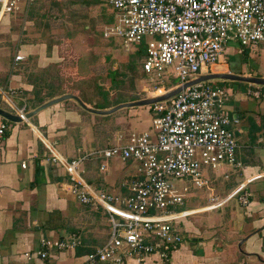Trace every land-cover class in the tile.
Wrapping results in <instances>:
<instances>
[{
    "label": "crops",
    "instance_id": "0c3cea01",
    "mask_svg": "<svg viewBox=\"0 0 264 264\" xmlns=\"http://www.w3.org/2000/svg\"><path fill=\"white\" fill-rule=\"evenodd\" d=\"M110 17L109 9L105 19ZM20 23L16 13L0 16V109L14 114L15 109L24 106L28 112L40 104L33 99L35 92L45 98L42 102L72 93L97 109L133 100L94 106L79 91L63 89L58 78L63 64L56 47L47 49L45 44L29 42L24 27H18ZM103 40L113 52L138 59L140 68L142 43L125 53L118 40ZM227 47L216 73L243 74L245 65L252 70L248 75L264 77V73L253 71H264V44ZM242 50L246 53L244 62L240 57ZM15 54L22 59L15 60ZM229 56H234V64L229 63ZM140 73L148 80L141 68ZM174 84L162 87L172 89ZM246 85L242 93L239 85L236 90L231 88L224 103L226 113L238 119L234 134L241 167L223 163L214 170H206L207 186L188 187L183 205L186 204V209L201 208L209 203L210 197L218 200L229 194L225 201L212 209L194 210L195 213L181 219V244L166 259L149 254L135 260L128 255L120 262L96 261L94 264H264V96L255 98L247 94ZM44 86L46 91L40 93L38 89ZM251 102L254 105L249 107ZM151 116L149 105L145 109L121 107L101 115L82 109L73 99H64L38 110L24 121L7 120L0 141V264H87L86 254L107 238V216L100 207L83 205L76 200L70 191L68 176L52 160L49 149L52 147L63 158L70 159L105 148L119 134L148 131ZM0 120L4 118L0 116ZM241 149L247 150L241 152ZM100 161V158H91L83 162L84 181L111 193H125L124 182L135 173L134 162L109 158L105 169L99 170ZM240 188L248 193L246 203L231 193ZM192 198L194 202L189 206ZM199 200L204 203L199 204ZM41 238H74L79 243L63 250L48 249L45 257H39L36 252L41 250Z\"/></svg>",
    "mask_w": 264,
    "mask_h": 264
},
{
    "label": "built area",
    "instance_id": "2783aa9c",
    "mask_svg": "<svg viewBox=\"0 0 264 264\" xmlns=\"http://www.w3.org/2000/svg\"><path fill=\"white\" fill-rule=\"evenodd\" d=\"M29 1L0 0V16ZM100 1L109 7L111 16L101 27L102 38L118 40L125 53L142 43L141 71L159 83L171 76L176 79L172 88L200 74L216 73L230 42L241 48L264 44V0ZM14 59L22 56L15 54ZM209 81L188 85L150 104L148 131L119 134L110 146L70 159L50 147L52 160L63 167L76 200L100 207L107 216V238L86 254L87 264L120 262L128 255L135 260L149 254L166 259L181 244V219L194 210L215 208L228 197H210L201 208H182L188 187L207 186L206 170L223 163L241 167L234 134L238 119L225 111L226 89ZM162 86L154 87L162 90L157 95L164 93ZM246 93L262 96L260 90L247 89ZM25 112L21 106L14 114L24 121ZM6 127L7 120H0V141ZM91 158H100L99 170L105 169L109 158L134 162L135 173L124 182L126 192L111 193L86 183L82 164ZM231 193L241 203L247 202L248 193L241 188ZM78 243L74 238H41V250L36 253L45 257L48 249L63 250Z\"/></svg>",
    "mask_w": 264,
    "mask_h": 264
},
{
    "label": "rangeland",
    "instance_id": "374dc122",
    "mask_svg": "<svg viewBox=\"0 0 264 264\" xmlns=\"http://www.w3.org/2000/svg\"><path fill=\"white\" fill-rule=\"evenodd\" d=\"M108 12L109 7L99 0H31L13 13L19 16L21 23L18 27H24L23 31L27 33L26 38L29 42L45 44L47 49L56 47V54L63 64L58 75L59 84L63 89L79 91L80 95L94 106L109 105L122 99L134 100L156 96L154 87L172 86L176 83V79L173 78L163 77L162 83L145 79L140 73L138 59L126 58L108 47L109 44L103 40L100 32ZM235 44L230 42L227 48H233ZM256 48L258 47L251 49ZM222 58L224 59L223 56ZM228 60L229 63H235L234 56H229ZM113 66L114 69H111ZM220 68L221 66L215 67L217 70ZM248 68L244 65L241 72L248 75L247 73L252 71ZM109 70H115L113 77L115 82L111 86L107 75ZM253 71L257 74L264 73L257 69ZM209 82L222 86L227 93L231 88L236 90L237 85L240 86V93L244 90V84L237 82H222L218 79ZM246 87L250 91L260 90L264 96V87L262 89L260 85L255 84H247ZM169 89L166 88L165 91ZM38 91L40 93L46 91L45 86ZM157 91L160 93L162 90L158 88ZM152 93L154 95H151ZM253 105L251 102L249 107ZM139 108L145 109L146 105ZM244 150L247 149H241V152ZM203 201L199 200L198 203L202 204ZM193 202L192 198L188 205ZM182 208H186V204Z\"/></svg>",
    "mask_w": 264,
    "mask_h": 264
},
{
    "label": "water",
    "instance_id": "95a60500",
    "mask_svg": "<svg viewBox=\"0 0 264 264\" xmlns=\"http://www.w3.org/2000/svg\"><path fill=\"white\" fill-rule=\"evenodd\" d=\"M214 79L223 80V81L224 80L236 81V82H242V83H247V84H255V85L264 86V77H260V76H250V75H243V74H237V73H232V72L200 74L197 77H195L194 79L189 80L187 82H184L180 86H176L170 90H167L160 95H156V96H152V97H146V98L137 99V100H132V101H128V102H120V103L113 105L112 107H110L108 109H97V108L90 107V106L86 105L77 95L72 94V93H65V94H61L59 96L50 98L49 100H46V101L40 103L38 106H36L32 110L25 112L23 117L25 119H27L29 116H31L32 114H34L38 110H40V109H42V108H44V107H46L52 103H55V102H58V101H61L64 99H73L82 109H84L88 112H91L94 114L105 115V114H109V113H111V112H113V111H115L121 107L150 105L152 103L162 101V100H165V99L171 97L172 95L176 94L182 88H184L188 85H192V84H195V83H198L201 81H209V80H214ZM0 116L6 120H9V121H20L21 120V118L19 116L14 115V114H10L6 111H3L2 109H0ZM232 117H234V115H232Z\"/></svg>",
    "mask_w": 264,
    "mask_h": 264
},
{
    "label": "trees",
    "instance_id": "16d2710c",
    "mask_svg": "<svg viewBox=\"0 0 264 264\" xmlns=\"http://www.w3.org/2000/svg\"><path fill=\"white\" fill-rule=\"evenodd\" d=\"M100 1V0H99ZM101 2V1H100ZM102 3V2H101ZM110 20V18H106L104 21H108ZM241 62H244L245 58H246V53H245V50H242V53H241ZM107 75H108V78H109V85H113V83L115 82V80L113 79V77L115 76V70H109L107 71ZM226 80H222V82H225ZM230 82H236V81H230ZM237 83H241V84H244L246 85V83H242V82H237ZM166 87H169V86H166ZM261 87H264V86H261ZM100 88H98L99 90ZM100 91V90H99ZM49 91H47L45 94H48ZM101 93H105V92H101ZM34 98L38 103H41L45 98H43L41 95H39L38 92H35V94L33 95ZM82 97V96H81ZM83 98V97H82ZM116 103V102H114Z\"/></svg>",
    "mask_w": 264,
    "mask_h": 264
}]
</instances>
